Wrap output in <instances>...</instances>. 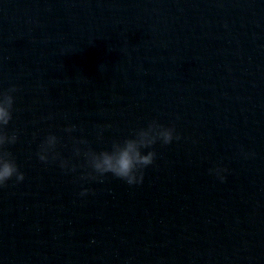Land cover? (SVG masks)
Returning <instances> with one entry per match:
<instances>
[{
    "label": "water",
    "instance_id": "water-1",
    "mask_svg": "<svg viewBox=\"0 0 264 264\" xmlns=\"http://www.w3.org/2000/svg\"><path fill=\"white\" fill-rule=\"evenodd\" d=\"M12 86L0 264H264V0H0ZM152 121L180 139L142 184L80 179L75 147ZM49 134L75 172L39 160Z\"/></svg>",
    "mask_w": 264,
    "mask_h": 264
},
{
    "label": "clouds",
    "instance_id": "clouds-1",
    "mask_svg": "<svg viewBox=\"0 0 264 264\" xmlns=\"http://www.w3.org/2000/svg\"><path fill=\"white\" fill-rule=\"evenodd\" d=\"M17 91L15 86L7 90L0 91V187L15 178L16 182H23L24 173L20 170L15 158L11 153L4 150L6 145L15 144L18 136L13 133L7 134L5 129L10 124L13 116L14 93ZM75 126H69L64 132L71 136ZM180 136L176 133L175 127H166L157 123L150 122L147 127L138 128L133 134L122 139L114 140L108 148L96 151L88 148L81 151L75 147V155L83 154L85 164L81 167L86 171L81 175L82 181L101 180L107 175H112L128 185H139L144 181V170L154 164L157 153L153 150L156 143L169 145L174 140H179ZM61 138L55 134H49L41 142L37 156L43 163L59 161V167L65 171H76V165L64 159L57 151V146ZM78 143H85L80 140ZM224 169H216L218 179L223 182L226 177L221 175ZM88 188H82L81 196H86Z\"/></svg>",
    "mask_w": 264,
    "mask_h": 264
}]
</instances>
